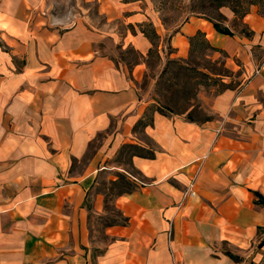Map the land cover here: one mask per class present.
<instances>
[{
	"label": "crops",
	"instance_id": "crops-1",
	"mask_svg": "<svg viewBox=\"0 0 264 264\" xmlns=\"http://www.w3.org/2000/svg\"><path fill=\"white\" fill-rule=\"evenodd\" d=\"M56 2L0 0V264H262L264 17L221 8L229 36L196 16L166 33L141 0H95L118 35L79 14L65 26L46 11ZM197 32L236 83L208 100L206 121L159 114L152 85L139 87L143 58L153 47L185 58ZM125 47L139 57L129 68L115 56ZM125 144L153 158L131 159L136 188L111 202L126 223L95 238L91 220L106 215L96 186L125 173L113 162Z\"/></svg>",
	"mask_w": 264,
	"mask_h": 264
},
{
	"label": "rangeland",
	"instance_id": "rangeland-1",
	"mask_svg": "<svg viewBox=\"0 0 264 264\" xmlns=\"http://www.w3.org/2000/svg\"><path fill=\"white\" fill-rule=\"evenodd\" d=\"M55 4L51 3L46 7V11L57 17H67L65 26L71 25L75 19H71V16L77 14L84 17L85 24L89 27L101 28L105 30H113L118 35L123 32V26L121 24H110L107 27H103L102 18L97 15V5L95 0H56ZM199 0H141V6L146 10L151 16L158 17L161 25L165 28V32L173 31L177 26L186 21L189 17L195 16L198 12L197 4ZM256 12H262L263 9L258 7H252ZM12 9H17L13 7ZM39 14V11H38ZM212 15V13H210ZM70 18V19H69ZM144 30L145 34L151 38L153 45L159 43L152 32L151 28L147 24H143V27H139L138 30ZM166 33L162 37V47L166 46ZM0 50L5 51V47L2 46L0 41ZM162 54L157 53V49L153 47V50L145 55L143 62L145 63V71L139 82V87L145 89L146 85L151 87L152 98L155 102V109L160 108V106H169L171 109V114L180 115L184 109H187L189 113V118L196 121H202L204 119H209L208 110V100L213 97L218 92L222 91L224 87L230 88L235 85L236 73L225 66V59L223 54H213L212 52H206L203 54H198L195 49L191 54H188L185 58L178 59L175 61L186 62L188 66L192 68H198L200 71L204 72L209 78H199L190 76L189 83L192 85V93L187 102H184L180 97H171V101H167L160 96V100L157 98L156 82L158 80L159 73L163 69L167 59L165 57V52H168V48L161 49ZM116 59L122 62L126 67H130L135 62L138 61V55L128 47L121 48L115 53ZM207 56V57H205ZM172 60V59H171ZM140 61V60H139ZM170 69V75L172 74ZM167 75L164 76V79ZM184 82L185 79H180ZM175 82V80H172ZM183 112V113H187ZM166 113V112H163ZM184 117L186 118V116ZM138 128L135 129L137 131ZM115 158V157H114ZM114 162V159H113ZM115 163V162H114ZM117 164V163H115ZM125 171H128L127 167H124ZM120 173H124L120 171ZM131 173V172H130ZM106 184L102 179L98 180L96 190L103 191V185ZM105 186V185H104ZM106 186H108L106 184ZM109 217V212H106L105 218ZM103 219L94 218L91 220V224L95 229L93 236L95 238H100L99 231L104 226ZM264 264V262L262 263Z\"/></svg>",
	"mask_w": 264,
	"mask_h": 264
},
{
	"label": "trees",
	"instance_id": "trees-1",
	"mask_svg": "<svg viewBox=\"0 0 264 264\" xmlns=\"http://www.w3.org/2000/svg\"><path fill=\"white\" fill-rule=\"evenodd\" d=\"M251 7H258L262 12H257L260 16L264 17V0H199L197 4L196 17L202 18L209 22L214 30L222 35H231V32L224 25L225 18L220 13L221 8H227L235 19L240 20L244 15H246ZM212 13V15L210 14ZM244 35L248 36V33L243 32ZM189 44V54H191L195 49L198 54H203L206 52L215 51L211 48L203 35L199 32L195 33L192 37L188 39ZM170 69L173 70L170 75ZM167 77L164 79V76ZM199 77L202 79L209 78L204 72L200 71L198 68H192L188 66L186 62H179L175 60H167L163 69L159 73L158 80L156 82L157 89V98L160 100V96L167 100L171 101V97H180L184 102L189 100V97L192 93V85L189 83L190 76ZM185 79L184 82H181L180 79ZM175 80V82H172ZM227 89V87H224ZM223 89V90H224ZM159 114H171V109L167 105L160 106V108L155 109ZM166 112V113H163ZM183 112H187V109H184ZM181 113L183 115L185 113ZM177 115V114H173ZM186 119L189 121H194L189 118V113L185 114ZM204 119L202 121H206ZM150 122L149 117H145V123L139 121L133 128L135 131L136 128L140 126L147 125ZM133 157L142 158V159H152L153 150L150 147L125 144L122 145L114 158V162L119 166L127 167L128 171L125 173L117 172L115 174L114 180H108L106 184L103 185V191L100 190L103 195V210L109 212V217L103 218L105 227H110L113 225H124L126 219L120 215L119 212L115 211L111 206V202L114 198L130 194L135 188L136 183L131 177H135L136 171L131 167V159ZM255 197L256 205H264V200L261 196L253 192Z\"/></svg>",
	"mask_w": 264,
	"mask_h": 264
},
{
	"label": "built area",
	"instance_id": "built-area-1",
	"mask_svg": "<svg viewBox=\"0 0 264 264\" xmlns=\"http://www.w3.org/2000/svg\"><path fill=\"white\" fill-rule=\"evenodd\" d=\"M194 183V177L190 180L187 187L181 192V200L184 201L187 198H192L194 196V191L192 189Z\"/></svg>",
	"mask_w": 264,
	"mask_h": 264
}]
</instances>
